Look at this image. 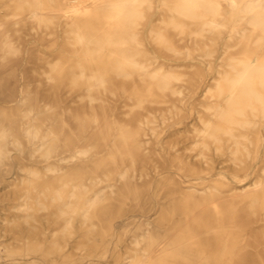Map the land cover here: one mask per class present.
Segmentation results:
<instances>
[{
    "label": "bare ground",
    "instance_id": "1",
    "mask_svg": "<svg viewBox=\"0 0 264 264\" xmlns=\"http://www.w3.org/2000/svg\"><path fill=\"white\" fill-rule=\"evenodd\" d=\"M263 142L264 0H0V236L28 264H264ZM260 152L242 193L172 175L240 183Z\"/></svg>",
    "mask_w": 264,
    "mask_h": 264
},
{
    "label": "rangeland",
    "instance_id": "2",
    "mask_svg": "<svg viewBox=\"0 0 264 264\" xmlns=\"http://www.w3.org/2000/svg\"><path fill=\"white\" fill-rule=\"evenodd\" d=\"M81 1H87V0H81ZM197 107L198 108L193 109V108H190V106H187V108L184 111L183 120L179 121L177 123H174L175 121L172 122L171 124L173 125V127H175L177 130L179 129L181 132H183V131H190V130H192L193 127L197 126L198 125L197 117L199 115H202V110H200L201 107H199V106H197ZM169 127L170 126H167V124L162 126L161 133H160V140L161 141L168 140L167 135H168L169 130H170ZM181 134H183V133H178V135L175 136V138H177V139L174 138L175 139L174 149H177V150H179V152H183L187 155L191 154V153L194 154L193 151L192 150L190 151V149H189V147L191 146L190 140L186 139V138L183 139ZM187 135H191V133H187ZM262 144H264V142ZM154 145H155L156 149H159L161 144H154ZM259 156H258L256 162L253 164V166L248 171V174L246 176L242 177L243 180L240 183H235L234 181H232V177L230 174L231 172L227 170L228 167L231 165V162L228 160L224 161L220 165L215 164L217 166H223V168H221V169L218 168V169L214 170V172H208V170L205 169V164H202L199 166L197 161H192L193 163L196 164L195 166L199 167L201 172L195 174V176H184L183 174H181V172L177 171L176 174H172V175H174V177H176L178 179L184 180L182 185H190L192 183H197L199 180L197 178H200V177L202 178V176H203V178L206 177V179L211 178V177L216 178V177H218V175H217L218 173H223V176L228 183H231V184L236 185V186L238 185L237 186L238 188L233 190L232 192L242 193L245 189L250 188V183H249L250 180L254 176H257L261 173L259 170V165H260L261 160L263 158V152H260ZM192 159H195V158H192ZM163 173H165V174H163ZM157 174H159V175L157 176ZM169 175H170V173H167L165 170L160 169V168L151 170L150 175H149V178L152 181L151 186H153V187L156 186V183H157L156 179L157 178H160L162 180ZM196 176H199V177H196ZM154 177H156V178H154ZM194 177H196V178H194ZM241 184L245 185V187L242 189H239L241 187ZM195 186L201 187L200 185H197V184ZM160 193H161V191H160ZM229 193H231V192H229ZM150 211H153L152 214ZM136 213H138V214H136ZM153 213H154V210H152V209L148 210L144 214L139 210H128L123 215L114 218L112 220V224H114V226H113L114 230L108 236V239L110 242L109 245L110 246L116 245L115 248L117 251L123 250V248H122L123 241L125 239H127L128 230L132 227L133 223L138 222V221H142L143 219H145V215H149L150 218L152 219L154 217ZM119 219H120V221H119ZM9 237L10 236L8 234H3L0 236V240L3 241L2 245L0 246V264H28L27 260H29V259L26 258V256H24V254H22L19 250L8 246L9 243L13 242V239H11ZM118 237L120 238L119 241H117ZM76 251L79 252L78 250H76ZM109 252L110 251L107 250L103 254V258L101 259L103 262L101 261L100 264H119V262H115L111 259V257H109ZM9 257H11V258L8 259ZM4 258L6 259V261Z\"/></svg>",
    "mask_w": 264,
    "mask_h": 264
}]
</instances>
